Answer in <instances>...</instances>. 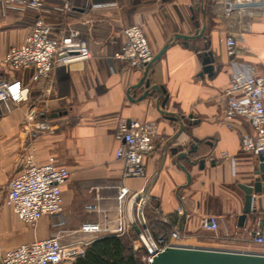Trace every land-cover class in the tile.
Returning <instances> with one entry per match:
<instances>
[{"label": "crops", "instance_id": "obj_1", "mask_svg": "<svg viewBox=\"0 0 264 264\" xmlns=\"http://www.w3.org/2000/svg\"><path fill=\"white\" fill-rule=\"evenodd\" d=\"M222 2L44 0L40 11L0 2V60L23 43L37 17L51 26L52 37L72 46L85 40L91 50L90 57L63 64L37 80L34 66L15 70L3 63V76L20 79L24 91L17 104L0 98V264L7 251L39 238L58 236L63 244L85 248L101 237L138 234L135 203L121 191L123 186L142 191L148 199L150 230L156 220L169 223L177 217L170 232L178 229L187 245L264 250L253 238L256 230L264 234V213L249 214L244 225L239 224L245 207L240 186L250 182L260 161L242 148L243 136L254 132L251 122L235 116L229 126L224 115L223 91L231 82L234 62L224 43ZM132 24L143 26L154 55L169 44L148 74L151 84L166 89L160 106L158 93L140 98L147 88H131L146 66L137 68L115 57L126 40L123 29ZM202 28V37H177ZM242 46L248 51L241 61L254 67L264 85V11ZM207 51L216 59L212 74L203 64ZM121 118L158 123L160 136L145 159V177H125L123 162L115 158ZM189 149L191 155H182ZM223 151L234 163L222 157ZM30 152L39 163L54 156L71 172L62 186L63 211L43 216L36 227L7 204L8 184L22 172ZM211 216L217 219V231L201 225ZM134 246H142L137 238Z\"/></svg>", "mask_w": 264, "mask_h": 264}, {"label": "built area", "instance_id": "obj_2", "mask_svg": "<svg viewBox=\"0 0 264 264\" xmlns=\"http://www.w3.org/2000/svg\"><path fill=\"white\" fill-rule=\"evenodd\" d=\"M5 5L22 4L35 10H42L44 0H0ZM223 14L226 28L224 43L227 54L234 62L231 82L223 91L226 99L225 119L231 126L235 116L246 117L252 124L253 134H245L242 148L256 156L264 154V85L261 77L249 64L241 61L248 51L242 46L245 36L253 30L255 18L264 11V0H223ZM125 42L115 53V57L128 61L134 67H144L154 57L149 39L141 24H132L123 29ZM91 50L85 40L72 46L67 42L51 36V26L43 17H37L19 46H13L0 60V98L6 97L17 104L23 99L24 86L20 79H8L2 74L3 63L12 69L34 66V80L41 76L54 74L63 64L78 58H88ZM160 136L158 123L152 120L121 118L115 137L119 145L115 158L121 160L125 177H145L147 175L145 159L156 148ZM185 148V147H184ZM223 158L233 160L229 152H222ZM69 168L61 164L54 156L46 163H39L34 152L25 157L22 172L12 178L7 189V204L22 221L36 227L39 220L46 215H55L64 209L62 186L69 180ZM121 191L130 194L135 203L136 215L141 231L137 239L145 246L148 254L144 257L149 264L154 256L169 246H194L183 241V235L176 229L166 240L163 234L154 237L146 220L145 207L148 199L142 191H131L123 186ZM184 214L182 208L178 209ZM206 230L217 231L219 224L213 216L202 221ZM254 241L264 246V234L255 231ZM198 247V246H194ZM264 253V250H241ZM85 248L81 245L67 247L58 236L35 239L22 243L6 252L2 264H60L82 256Z\"/></svg>", "mask_w": 264, "mask_h": 264}, {"label": "water", "instance_id": "obj_3", "mask_svg": "<svg viewBox=\"0 0 264 264\" xmlns=\"http://www.w3.org/2000/svg\"><path fill=\"white\" fill-rule=\"evenodd\" d=\"M204 31L205 28L197 29L194 34H177V37L189 40L204 36ZM168 46L169 44H166L154 55L152 60L146 64L143 77L137 84L131 86L132 89L141 86L147 88L140 98L154 96L156 95L155 93H158L156 97L159 106L160 100L164 94H166V89L162 85L151 84L148 74L151 65L163 55ZM203 64L207 73L212 74L214 72L216 59L213 52L207 51L205 53ZM167 99L168 96L166 95L161 102V107L165 106ZM171 118H178V116L173 115ZM191 154V149L182 153L184 156ZM258 158L260 163L255 168L252 179L250 182L240 186L245 192L244 214L239 217V224L241 226L244 225L245 219L249 214H256L259 212L261 215L264 213V154L259 155ZM202 161L203 159L201 162ZM263 221L264 218L260 220V223H263ZM135 228L137 233L141 231L139 225L135 224ZM151 264H264V253L200 246H169L156 254Z\"/></svg>", "mask_w": 264, "mask_h": 264}, {"label": "trees", "instance_id": "obj_4", "mask_svg": "<svg viewBox=\"0 0 264 264\" xmlns=\"http://www.w3.org/2000/svg\"><path fill=\"white\" fill-rule=\"evenodd\" d=\"M177 222V217H171L169 223L156 220L155 226L151 227V233L154 237L163 234L168 240L169 232ZM136 238L137 234L134 231L124 235L98 238L87 245L84 254L71 264H149L144 259L148 254L145 246L135 248Z\"/></svg>", "mask_w": 264, "mask_h": 264}, {"label": "rangeland", "instance_id": "obj_5", "mask_svg": "<svg viewBox=\"0 0 264 264\" xmlns=\"http://www.w3.org/2000/svg\"><path fill=\"white\" fill-rule=\"evenodd\" d=\"M64 245H66L67 247H70V246H74V245H77V244H75V243H71V244H64Z\"/></svg>", "mask_w": 264, "mask_h": 264}]
</instances>
